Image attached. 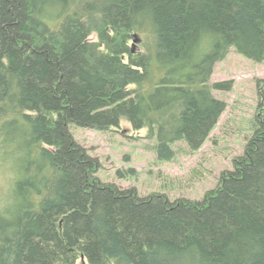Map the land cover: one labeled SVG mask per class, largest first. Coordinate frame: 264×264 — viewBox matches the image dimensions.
Instances as JSON below:
<instances>
[{
	"label": "trees",
	"instance_id": "16d2710c",
	"mask_svg": "<svg viewBox=\"0 0 264 264\" xmlns=\"http://www.w3.org/2000/svg\"><path fill=\"white\" fill-rule=\"evenodd\" d=\"M231 48L264 63V0H0V133L22 176L0 206V264H264V81L243 153L199 201L100 182L69 131L127 122L160 160L198 150Z\"/></svg>",
	"mask_w": 264,
	"mask_h": 264
},
{
	"label": "rangeland",
	"instance_id": "374dc122",
	"mask_svg": "<svg viewBox=\"0 0 264 264\" xmlns=\"http://www.w3.org/2000/svg\"><path fill=\"white\" fill-rule=\"evenodd\" d=\"M140 41L131 43L134 52ZM162 71L154 68L155 78ZM258 81H264V63L252 62L231 48L226 58L215 65L210 84L224 82L225 87L213 90V96L226 105L216 127L196 151L184 141L173 148V160H160L156 151V135L148 138L147 129L134 130L127 122L119 128L97 131L70 126L75 141L98 161L97 179L121 189H135L139 197L164 195L169 200H201L206 192L216 188L220 174L232 170L254 130L258 107ZM10 139L22 143L19 128H5ZM6 138V137H5ZM0 133V206L4 207L18 182L20 156L11 151ZM12 140V141H13ZM23 141V140H22ZM18 149V148H17ZM16 201V199H15Z\"/></svg>",
	"mask_w": 264,
	"mask_h": 264
}]
</instances>
